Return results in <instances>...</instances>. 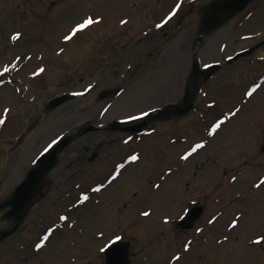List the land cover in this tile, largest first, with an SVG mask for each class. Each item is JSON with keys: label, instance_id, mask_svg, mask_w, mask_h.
Returning <instances> with one entry per match:
<instances>
[{"label": "rangeland", "instance_id": "1", "mask_svg": "<svg viewBox=\"0 0 264 264\" xmlns=\"http://www.w3.org/2000/svg\"><path fill=\"white\" fill-rule=\"evenodd\" d=\"M213 1L0 0V205L62 137L179 105ZM88 17L100 23L66 42ZM198 64L220 68L189 114L140 136L96 130L74 140L0 243V264H104L100 249L114 241L131 243V264H264V0L206 37ZM106 89L120 91L99 99ZM60 95L70 99L52 108ZM96 149L104 154L87 161ZM197 206L201 219L178 230Z\"/></svg>", "mask_w": 264, "mask_h": 264}, {"label": "water", "instance_id": "2", "mask_svg": "<svg viewBox=\"0 0 264 264\" xmlns=\"http://www.w3.org/2000/svg\"><path fill=\"white\" fill-rule=\"evenodd\" d=\"M253 1L256 0H215L208 4L203 10V17L198 26L197 37L193 45L192 73L186 83L184 97L181 104L166 105L162 110L153 112L146 121L134 126L123 128L118 127L117 123H115L111 126V130L118 129L131 133H141L149 124L158 120H167L173 117H181L189 114L194 108V102L201 78L203 79L202 82L208 81L212 74L219 68L217 65H213L205 72L201 71L199 68L198 53L204 39L214 33L224 23L244 11ZM262 44L263 43H260L251 49L236 54L234 57L228 59L227 63L231 64L241 57L252 54L255 49L260 47ZM107 94V91L101 93L100 98H105ZM68 100L69 96L63 95L53 99L50 102V105L52 108H55ZM93 130L95 129L90 127L78 134L63 138L50 152L41 156L36 161L24 181L15 189L12 196L0 205V212L5 209H9L4 215V219L9 220L12 223L10 231L0 234V241H3L13 235L21 226L24 221L25 211L28 209L30 202L38 193L45 176L56 167L62 152L74 140ZM262 151H264V146L262 147ZM202 214L203 208L201 206L192 208L185 214L183 219L178 222L177 228L181 230L192 229L193 225L201 218ZM130 246L131 243L128 241H117L110 245L104 250L105 264H131L129 252Z\"/></svg>", "mask_w": 264, "mask_h": 264}, {"label": "snow or ice", "instance_id": "3", "mask_svg": "<svg viewBox=\"0 0 264 264\" xmlns=\"http://www.w3.org/2000/svg\"><path fill=\"white\" fill-rule=\"evenodd\" d=\"M177 7H179V5H177ZM99 23H100V21H99L98 19H94V18H92V17H88V18L84 19L81 23H78V24H77V25H76V26L70 31V33L64 37V39H65L66 42H67V41H71L74 37H76L77 33H81V32H83L85 29L89 28L90 26H92V25H94V24H99ZM121 23L124 24V23H127V22H126V21H121ZM157 27H160V25H157ZM4 71L7 72L8 70L5 69ZM41 71H43V70L41 69ZM255 91H256V89H253L251 92H248V93H246V94H247L249 97H251L252 94H253V92H255ZM6 111H7V110H6ZM132 119H136V117H132ZM3 123H4V120H3V119H0V124H3ZM221 123H223V121L217 122L215 125H213V131H212V133H210V134H214L215 130H217V129L220 127V124H221ZM203 147H204L203 144H196L195 147L192 148V152H190V153H188V154H186V155H183V156H181L180 158L186 160V159L188 158L189 155H191L192 153L196 152L198 149L203 148ZM137 159H138L137 156H131V157H130V160H132V161H136ZM234 179H235V178H234ZM260 184H264V179H262V180L260 181ZM260 184H256V185H254V187H259ZM157 187H159V186L157 185ZM96 191H99V189H96ZM83 199H84V200H87V197H83ZM142 215H144V216H148V215H150V213L147 212V211H145V212L142 213ZM60 219H66V217H60ZM237 219H238V218H237ZM164 222L167 223V220H165ZM210 222H211V221H210ZM230 226H231V227H235V226H236V221L233 220V222L231 223ZM47 239H48V237L45 236V237L42 238V241H46ZM116 239L119 240L120 238L117 237ZM42 246H43V243H38V244L36 245V248L39 249V248H41ZM185 250H187V248H186ZM100 251L103 252V251H104V248H101Z\"/></svg>", "mask_w": 264, "mask_h": 264}, {"label": "flooded vegetation", "instance_id": "4", "mask_svg": "<svg viewBox=\"0 0 264 264\" xmlns=\"http://www.w3.org/2000/svg\"><path fill=\"white\" fill-rule=\"evenodd\" d=\"M132 124H135V123H129V124H124V126L126 127V126H129V125H132ZM102 132H105V133H107L108 135H110L109 133H111V134H115V133H124V132H120L119 130H109L108 128L107 129H104V130H102ZM94 132H92L91 134H93ZM97 151H95V152H93V154L91 155V157H90V160L88 159V157H87V161H91V162H93V161H95L101 154H104V153H100L99 154V150L98 149H96ZM0 221H1V216H0ZM0 232H1V230H0ZM0 243H3V242H0Z\"/></svg>", "mask_w": 264, "mask_h": 264}]
</instances>
